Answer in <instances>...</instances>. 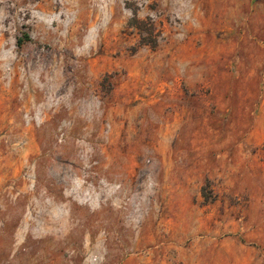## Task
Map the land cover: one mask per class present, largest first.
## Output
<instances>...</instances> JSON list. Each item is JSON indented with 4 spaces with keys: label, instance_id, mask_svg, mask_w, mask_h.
I'll return each instance as SVG.
<instances>
[{
    "label": "rangeland",
    "instance_id": "rangeland-1",
    "mask_svg": "<svg viewBox=\"0 0 264 264\" xmlns=\"http://www.w3.org/2000/svg\"><path fill=\"white\" fill-rule=\"evenodd\" d=\"M0 264H264V0H0Z\"/></svg>",
    "mask_w": 264,
    "mask_h": 264
}]
</instances>
